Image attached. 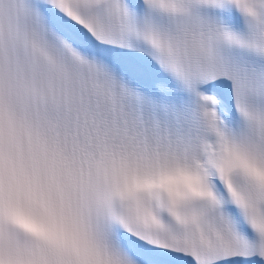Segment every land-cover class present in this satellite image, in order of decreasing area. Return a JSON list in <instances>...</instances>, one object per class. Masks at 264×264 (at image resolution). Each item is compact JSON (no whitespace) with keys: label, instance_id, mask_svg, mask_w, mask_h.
Returning a JSON list of instances; mask_svg holds the SVG:
<instances>
[{"label":"snow or ice","instance_id":"6c2138e0","mask_svg":"<svg viewBox=\"0 0 264 264\" xmlns=\"http://www.w3.org/2000/svg\"><path fill=\"white\" fill-rule=\"evenodd\" d=\"M0 264H264V0H0Z\"/></svg>","mask_w":264,"mask_h":264}]
</instances>
